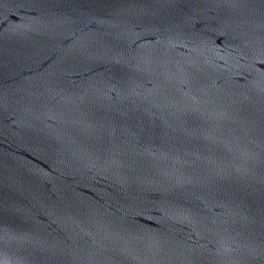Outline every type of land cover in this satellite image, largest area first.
<instances>
[{
  "label": "water",
  "instance_id": "95a60500",
  "mask_svg": "<svg viewBox=\"0 0 264 264\" xmlns=\"http://www.w3.org/2000/svg\"><path fill=\"white\" fill-rule=\"evenodd\" d=\"M0 264H264V0H0Z\"/></svg>",
  "mask_w": 264,
  "mask_h": 264
}]
</instances>
